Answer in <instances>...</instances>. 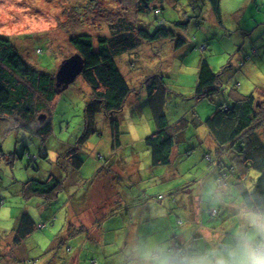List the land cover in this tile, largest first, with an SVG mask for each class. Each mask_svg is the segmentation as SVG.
<instances>
[{
    "label": "rangeland",
    "instance_id": "rangeland-1",
    "mask_svg": "<svg viewBox=\"0 0 264 264\" xmlns=\"http://www.w3.org/2000/svg\"><path fill=\"white\" fill-rule=\"evenodd\" d=\"M91 1L94 2L90 5L93 9L89 7V0H0V34L12 39L28 63L40 71L56 74L63 60L76 53L69 44L68 34L62 29V23L74 20L72 9L82 14L87 13L89 8L92 10L90 16L87 14L83 18L85 26H79L74 21L70 29L73 33L90 32L94 37L108 34L107 27L102 26L105 24L96 20L101 17L102 22L108 13L123 14L151 32L160 25L155 10L137 14V0ZM153 1L151 7L158 9L162 6L161 16L168 23L186 22V26L177 29L186 42L177 49L172 41L163 40L165 42L159 41L138 49V55L127 56L130 60L124 57V62L119 65L135 91L143 92L141 81L145 77L155 74L164 76L169 92L167 110L171 122L193 117L192 114L196 113L204 116V120L219 105L229 102L233 92L254 94L264 100V0H221L222 23L217 20L209 0ZM100 25L101 30L98 28ZM205 59L215 73L221 74L223 84L222 92L213 96V102L198 101L194 97L200 62ZM89 89L80 75L65 92L57 95L48 114L54 131L46 142L20 127L15 128L16 122L12 119L0 117V264H44L55 257L59 264H65L71 255L73 260L69 264H76L77 254H81L83 264H88L85 258H91L89 250L98 252V244L108 247V258L115 253L110 259L117 261L133 246L129 245L128 249L121 251L122 240L118 241L115 237L118 230L121 236L124 228V216L119 211L124 210L125 204L119 199H125L127 194L134 202L141 203L140 211H144L141 218L152 220L154 231L151 234L159 242L173 246L179 244L184 236L187 243V238L197 234L200 228L209 235L205 232L201 236L197 234L196 245L201 241L200 245L206 246L213 237L226 235L235 222L236 209L230 205L242 200L241 191L254 185L259 172L252 171L246 185L239 180L238 173L233 175L236 155L233 148H227L221 155L214 140L207 134L205 125L198 129L190 127L179 133L172 163L154 168L151 165V149L143 142V138L156 130L149 125L153 120L144 95L138 97L140 95L133 94L129 99L133 105L119 115L123 143L120 151L111 157V128L108 121L99 116L98 134L93 135L78 154L84 166L80 171L71 172L69 184L59 192L58 197L47 201L39 196L24 195V185L31 179L45 180L54 174L67 177V171L57 164V158L66 156L67 150L75 145L83 132L84 109L89 97L84 91ZM113 161L117 162L118 178L122 180L112 183L108 177L97 180L91 188L92 192H88V199L79 205V191L94 178L101 166L106 165L108 170ZM67 162L68 168V158ZM136 167L142 173L141 178L131 175ZM78 193L77 202L72 197ZM217 193L222 195L218 197ZM191 195L199 200L196 224L191 209H187L186 214L182 212L190 207V202L185 206L184 203L175 204L177 199ZM169 200L174 203L167 225L156 215V211L157 208L163 209V201L168 203ZM79 206L84 208L80 217L77 215ZM129 207L131 215L125 218L127 224L136 210L133 204ZM214 209L218 210V215L211 214ZM68 212L72 213L71 218L77 226L83 225L93 236L99 235L94 220L102 219L104 214L100 238L88 240L90 237L85 234L81 239L77 234L68 245L72 248L71 252L63 247L57 249L56 239L66 236L62 230L67 224ZM23 214L30 215L37 225L46 224V228L35 230L24 244L15 246L16 230ZM111 215L114 216L109 219ZM96 258L102 261L101 252L96 254Z\"/></svg>",
    "mask_w": 264,
    "mask_h": 264
},
{
    "label": "trees",
    "instance_id": "trees-1",
    "mask_svg": "<svg viewBox=\"0 0 264 264\" xmlns=\"http://www.w3.org/2000/svg\"><path fill=\"white\" fill-rule=\"evenodd\" d=\"M90 1L88 3L89 7L94 3ZM175 1L180 2L181 0ZM152 2L154 3L153 0H137L136 7L137 14L150 13L152 10L156 11L160 25L153 32L142 27L138 22L128 20L123 14L111 15L108 13L102 19V22L101 17L96 19L97 22L100 21V23L105 24H102V26L107 27L108 34H98L94 37L90 32L73 33L70 25L74 26L75 21L76 24L79 23V26H85L83 18L91 15V9H93L91 7L85 14L72 9L71 13L74 20L62 23V29L68 34L70 46L83 57L85 63L81 76L90 88L89 101L84 109L85 127L75 145L71 146L65 153L66 156L60 155L57 158V164L64 171H67V177H57L54 174L45 180L31 179L24 185L23 193L25 196H39L47 201L58 197L59 192L69 184L71 172L73 170L80 171L84 166V162L78 154L90 138L98 134L97 120L99 116L108 121L112 131L111 157L122 149L119 115L127 110L129 98L133 94L140 95V92L135 91L133 85L128 82L119 65L122 62L120 59L123 60L125 55V57L132 54L138 55V49H144L146 48L144 46L159 41L162 43L165 42L163 40H170L177 49L182 48L186 42L177 31L178 28L186 26V22L168 23L161 16L164 10L163 7L160 5L161 8L156 9V6L152 8ZM209 2L217 20L222 23L221 0H209ZM102 26H98V28L100 27L99 30L102 29ZM92 27L97 28L94 24ZM22 55V52L10 37L0 34V117L12 119L16 122L15 128L20 127V129L28 131V133H32V135L46 142L54 131L52 121L48 119V114L57 97L54 89L56 74L40 71L28 63ZM164 79V76L155 74L149 75L142 80L143 82L141 81L143 92L145 90L149 98V106L154 118L153 126L156 129L145 138L146 146L151 149V165L154 168L170 165L174 148L177 145L178 134L190 127L198 129L205 125L208 135L214 140L217 151L221 152V155L227 148H233L236 154L233 163L234 172H231L233 175L238 173L240 175L239 180H243L246 185L251 172H259L260 176L254 182V185L249 189L242 190L240 195L241 201L264 208V100L254 94L244 95L233 92L229 97L231 102L226 101L219 105L206 119L202 120L196 113L192 114L193 117L190 118L189 116L180 118L171 125L166 113L169 92ZM222 90L221 74L215 73L206 59L202 60L199 66L194 97L198 101L209 100L213 102V96L220 94ZM43 114H47V119L44 123H41L38 117ZM67 158L70 161L68 168ZM100 159L102 160L103 157L100 156ZM36 160H38V157H36ZM116 167L117 162L113 161L108 170L106 165H103L96 173L105 170L111 172ZM96 179L88 180L85 187L79 191L81 193L79 202V193L72 197L79 205L88 199V192H92L91 188L96 185ZM218 180L221 181V178ZM122 201L126 207L128 202L124 198H122ZM135 202L138 203V201ZM135 202L133 201V203ZM125 207L124 209L128 212L126 217L128 218L130 209ZM81 208L84 209L83 207L79 209ZM214 210L216 211L215 214H213ZM214 210L211 214L218 215V210ZM119 212L124 211L120 210ZM70 213L68 212L67 224L62 230L66 232V236H59L55 244L57 249L63 247L68 252L72 250L71 247H68V245H71V239L76 237L77 234L80 235L82 230H86L83 225L76 226L70 221ZM114 215H111L109 219H112ZM103 217L95 220L96 227L99 230L103 226L101 224ZM55 219L56 217L53 220ZM42 225H45V227L41 228ZM45 228L46 224L37 225L30 215L23 214L16 230L18 237L14 241L15 246L22 245L35 230ZM89 240H92L91 237ZM98 245H96L98 252L93 253L89 250L92 252V255L90 254L91 258L90 260L85 258V260L92 264H111L103 260L102 254L101 262L100 259L96 258V254L101 252ZM118 260L123 262L120 257ZM55 261L59 264L56 257Z\"/></svg>",
    "mask_w": 264,
    "mask_h": 264
},
{
    "label": "clouds",
    "instance_id": "clouds-1",
    "mask_svg": "<svg viewBox=\"0 0 264 264\" xmlns=\"http://www.w3.org/2000/svg\"><path fill=\"white\" fill-rule=\"evenodd\" d=\"M234 206L235 222L226 235L213 237L206 246L138 241L129 264H264V208L244 201Z\"/></svg>",
    "mask_w": 264,
    "mask_h": 264
},
{
    "label": "crops",
    "instance_id": "crops-1",
    "mask_svg": "<svg viewBox=\"0 0 264 264\" xmlns=\"http://www.w3.org/2000/svg\"><path fill=\"white\" fill-rule=\"evenodd\" d=\"M126 56V55H125ZM124 56V57H125ZM130 56V55H129ZM125 58H127L128 60H130V57L128 58V57H125ZM125 58L123 59V60H121L120 59V61H122V62H124V60H125ZM129 67H130V64H129ZM152 76V75H151ZM142 79V78H141ZM141 79H139V80H141ZM144 80V79H143ZM143 82V81H142ZM142 88H143V84H142ZM85 93H89V90H87V91H84ZM146 96V98H147V102H148V107H149V116H150V118L152 119V120H154V118H153V114H152V112H151V109H150V106H149V98H148V95H147V93H146V91L144 90V92H142L141 94H140V96H138V97H142V96ZM132 97V96H131ZM130 97V98H131ZM129 98V99H130ZM87 100V102L89 101V98H87L86 99ZM138 99L136 98V101H137ZM131 100H129V102H130ZM167 102H168V100H167ZM129 105H133V103L132 104H130L129 103ZM137 107H138V105H136ZM214 111V110H213ZM128 112L129 111H127V113H126V115L128 114ZM166 113H167V115H168V110H167V104H166ZM211 113H212V111H211ZM143 114V113H142ZM141 114V115H142ZM204 117V116H203ZM203 117H201L202 119H203ZM169 118V117H168ZM178 120H180V118L178 119ZM177 120V121H178ZM177 121H173V122H171V120L169 119V123L171 124V125H173L174 123H176ZM109 124V123H108ZM121 124H122V122H121ZM150 125V127L151 128H154L155 129V126H153V122L152 123H150L149 124ZM121 129V128H120ZM188 130V129H187ZM186 130V131H187ZM185 132V131H184ZM111 134H112V131H111ZM207 134H208V132H207ZM179 135V134H178ZM144 139V143H145V138H143ZM146 145V144H145ZM213 147H214V145H213ZM120 151V150H119ZM174 152V151H173ZM135 171H131V175L133 176V177H138V178H141V172H140V170H139V167H136L135 169H134ZM118 172V167L116 168V169H114L113 171H111V172H107V171H102V172H98V173H96V175L94 176V178H97L96 179V181L97 180H99V179H104V178H106V177H108V178H111V181L112 182H114L115 180H117V179H120V180H122V178H118L119 177V174L117 173ZM126 174V173H125ZM93 178V179H94ZM134 181H136V179L134 180ZM130 196L127 194V196H126V201L128 202V205L127 206H130L131 204H133L134 206H136L135 208H136V210H135V213H134V216L131 218L132 220H131V222H129L128 224H127V221H126V219L125 218H127V217H125V216H127V214L126 213H128V212H126V210L124 209L123 211L124 212H122V213H120V214H122V216H124V217H122V219H123V221H124V228L122 229V235L120 236V232H116L115 233V237L117 236V240L118 241H121L122 240V249H121V251H123L124 249L126 250V249H128V246L129 245H135L138 241H142V240H145V239H151V240H153V241H158V238H156V239H154V237L152 236V234H151V231L153 230L154 231V226L151 224V222H152V220L149 218V217H145V220H142V216L144 215V211H140V209H141V203H133V198H129ZM186 198H187V200H186ZM181 200H179V199H177L176 201H175V204H179V205H181V204H183L184 203V206H185V204L187 205V202H190V207H188V208H183L184 210L182 211V212H184L185 214H186V211H187V209H191V212H194V221H195V224H196V222H197V217H195V215L197 214L198 215V209H199V200H198V197H194L193 195H191L190 197H182V198H180ZM119 201H122V199H120ZM123 202V201H122ZM130 202H132V203H130ZM114 203H116V202H114ZM173 203H174V201L173 200H169L168 201V203H165L164 201H163V209H158L157 208V211H156V215L159 217V218H161V219H163V220H165V223L168 225L169 224V215L170 216H172L171 215V213H170V208L172 207V205H173ZM235 204H233L232 203V206L230 205V207L232 208H235V206H234ZM125 207L126 209H130V214H129V216L131 215V208L130 207ZM147 207V206H146ZM229 207V208H230ZM84 209L82 210V209H79L78 210V212H77V215L80 217V216H82L83 214H84ZM105 213H107V212H105ZM107 214H109V213H107ZM70 215L72 216V213H70ZM102 216H105L104 214L102 215ZM118 217L119 215H115V217ZM70 221L71 222H73L74 223V220L72 219V218H70ZM184 221V220H183ZM94 222H95V220H94ZM75 224V223H74ZM183 224H184V222H183ZM194 224V225H195ZM76 225V224H75ZM77 226V225H76ZM97 228V227H96ZM98 231H99V235H100V231L101 230H99L98 229ZM206 233V235H209V232H207V231H202L201 230V228L200 229H198V231H197V234H199V236H201L203 233ZM87 235V237H91V239L92 240H94V239H96V238H100L99 237V235L98 236H93V235H90V231L89 230H82V233L78 236V237H81V239H83V237H84V235ZM197 234L195 233V234H191L188 238H187V243L185 242V240H184V236H183V238L181 237L180 238V240H179V244L177 243L176 245H173L174 247H183V246H185L186 244H191L192 246H201L200 244V242L201 241H198V244L196 245L195 243H196V241H197ZM89 240V239H88ZM116 240V241H117ZM96 241V240H95ZM96 242H99V241H96ZM24 243H25V241H24ZM23 243V244H24ZM82 244V243H81ZM118 243H115L114 245H117ZM100 248H101V254H102V257H103V260L104 261H106V262H110L111 264H129V259H130V257H129V253L128 254H125V253H123L122 254V256H120V258L123 260V262L122 261H120V260H118L117 259V261H112L110 258H111V256H113V255H116L115 253L114 254H112L109 258L107 257L108 256V254H109V250L108 249H106L107 248V246L106 245H98ZM110 246V245H109ZM130 251H131V248H130ZM92 255V254H91ZM91 255H89V257H91ZM81 256V254H77V263L76 264H83V261H82V258L80 257ZM93 259V258H92ZM98 259V258H97ZM125 259V260H124ZM73 260V257H72V255L71 256H69V257H67V259L65 260V264H69V262L70 261H72ZM86 263H88V264H90V262H88V260L86 261ZM44 264H57L56 263V261H55V259H53V260H51V261H48V262H44Z\"/></svg>",
    "mask_w": 264,
    "mask_h": 264
},
{
    "label": "water",
    "instance_id": "water-1",
    "mask_svg": "<svg viewBox=\"0 0 264 264\" xmlns=\"http://www.w3.org/2000/svg\"><path fill=\"white\" fill-rule=\"evenodd\" d=\"M84 68V59L79 53H75L73 56L63 60L55 75V93L60 95L65 92L83 73ZM39 119L40 122H44L46 115H41Z\"/></svg>",
    "mask_w": 264,
    "mask_h": 264
},
{
    "label": "built area",
    "instance_id": "built-area-1",
    "mask_svg": "<svg viewBox=\"0 0 264 264\" xmlns=\"http://www.w3.org/2000/svg\"><path fill=\"white\" fill-rule=\"evenodd\" d=\"M216 213V211L214 210L213 211V214H215ZM41 228H44L45 227V225H42V226H40Z\"/></svg>",
    "mask_w": 264,
    "mask_h": 264
},
{
    "label": "bare ground",
    "instance_id": "bare-ground-1",
    "mask_svg": "<svg viewBox=\"0 0 264 264\" xmlns=\"http://www.w3.org/2000/svg\"><path fill=\"white\" fill-rule=\"evenodd\" d=\"M111 183H112V181H111Z\"/></svg>",
    "mask_w": 264,
    "mask_h": 264
}]
</instances>
